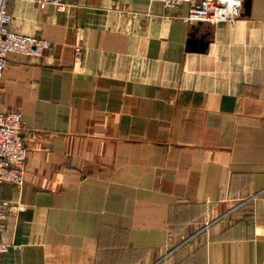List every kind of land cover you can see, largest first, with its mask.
Instances as JSON below:
<instances>
[{
  "label": "crops",
  "instance_id": "0c3cea01",
  "mask_svg": "<svg viewBox=\"0 0 264 264\" xmlns=\"http://www.w3.org/2000/svg\"><path fill=\"white\" fill-rule=\"evenodd\" d=\"M64 1L10 4L14 30L59 46L10 53L0 78L28 146L24 185L0 183L24 207L0 222V264H264V0L223 26Z\"/></svg>",
  "mask_w": 264,
  "mask_h": 264
},
{
  "label": "built area",
  "instance_id": "2783aa9c",
  "mask_svg": "<svg viewBox=\"0 0 264 264\" xmlns=\"http://www.w3.org/2000/svg\"><path fill=\"white\" fill-rule=\"evenodd\" d=\"M14 0H0V78L7 65L10 53L21 54L27 59L40 58L48 50L58 48L53 40L24 34L11 27L12 14L10 4ZM37 3L45 9L50 4L66 6L64 0H27ZM163 5L176 9L188 6L186 15L180 16L190 24L210 23L223 26L239 19L244 10L245 0H161ZM83 51L76 48V55L81 57ZM25 121L20 111H0V183L8 182L17 186L25 183L28 146L25 140ZM37 133H30L31 141L37 139ZM11 208L19 210L23 206H13L6 200H0V222H3ZM9 244L0 242V253L9 250Z\"/></svg>",
  "mask_w": 264,
  "mask_h": 264
},
{
  "label": "water",
  "instance_id": "95a60500",
  "mask_svg": "<svg viewBox=\"0 0 264 264\" xmlns=\"http://www.w3.org/2000/svg\"><path fill=\"white\" fill-rule=\"evenodd\" d=\"M252 6V0H245L244 9L246 13H250ZM189 49L191 51L205 52L209 47V40L206 36H198L196 33L192 34L189 40Z\"/></svg>",
  "mask_w": 264,
  "mask_h": 264
}]
</instances>
